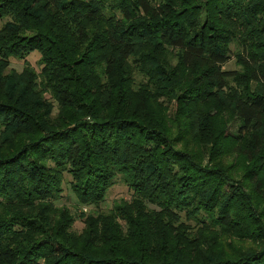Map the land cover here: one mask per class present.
Listing matches in <instances>:
<instances>
[{
    "label": "trees",
    "instance_id": "1",
    "mask_svg": "<svg viewBox=\"0 0 264 264\" xmlns=\"http://www.w3.org/2000/svg\"><path fill=\"white\" fill-rule=\"evenodd\" d=\"M6 19L0 264H264V0H0ZM34 52L40 73L10 69ZM118 175L133 200L72 234L66 176L97 206ZM231 236L257 247L212 245Z\"/></svg>",
    "mask_w": 264,
    "mask_h": 264
},
{
    "label": "rangeland",
    "instance_id": "2",
    "mask_svg": "<svg viewBox=\"0 0 264 264\" xmlns=\"http://www.w3.org/2000/svg\"><path fill=\"white\" fill-rule=\"evenodd\" d=\"M8 19L0 21V29L3 27V25L7 22ZM237 48L235 45H231V58L230 60L223 65V70H237L240 71V67L237 65L235 53L237 52ZM240 53L242 56H245L242 52ZM41 55L39 52L31 53L25 60H20L16 58H12L10 69L16 70L17 72H22L26 65H29L32 67L37 73L41 72L42 66L40 64ZM48 99H50V95H46ZM164 107L169 109L168 116L171 117L173 113L177 110L176 100H168L165 98L161 99ZM57 113V109L55 110V114ZM191 137V136H190ZM189 137V138H190ZM189 138L180 144L186 145V147L191 148L194 150L198 158L201 159V156L203 157V162H207V156L204 150L201 148V144H196L193 142H188ZM195 140V139H194ZM188 142V144H187ZM231 158L227 160V162H230ZM67 180L66 183L64 182V188L62 196L59 200L55 202L57 207H66L69 209L71 214L74 216V221L71 225L70 232L75 235H81L85 231L87 227L86 219L88 216H98L99 214H108L109 212L113 211L115 206L122 203V202H131L133 198L135 197V194L133 190L126 185V183L123 181V178L118 175L115 184L112 186L110 191L108 192V195L106 197V200L99 205H82L75 194L72 192L70 188L69 181L71 180L70 177L66 176ZM148 207L151 209L158 210L157 207L148 204ZM84 214V216H83ZM212 245L214 247H217L219 249H223L224 252L228 255H235L238 252L245 251L247 249H255L257 247V244H255L254 241L250 240H241L240 238L236 236L231 237H222L213 241Z\"/></svg>",
    "mask_w": 264,
    "mask_h": 264
}]
</instances>
